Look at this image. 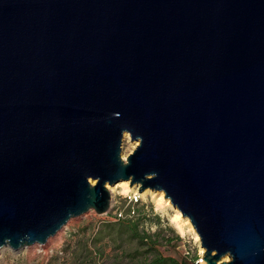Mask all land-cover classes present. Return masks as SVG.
Masks as SVG:
<instances>
[{"label":"water","instance_id":"1","mask_svg":"<svg viewBox=\"0 0 264 264\" xmlns=\"http://www.w3.org/2000/svg\"><path fill=\"white\" fill-rule=\"evenodd\" d=\"M121 181L163 192L206 264H264V0H0V249Z\"/></svg>","mask_w":264,"mask_h":264},{"label":"rangeland","instance_id":"2","mask_svg":"<svg viewBox=\"0 0 264 264\" xmlns=\"http://www.w3.org/2000/svg\"><path fill=\"white\" fill-rule=\"evenodd\" d=\"M139 144V141H133L129 134L124 138L122 144V156L124 159L131 154ZM123 182L117 183L112 190V204L111 211L115 209L127 211H143L146 217L142 220V228L149 233L159 231L163 237H165V245L162 247L167 255H173L179 259H183L186 256L194 257L198 255L199 264L202 263L203 253H201V244L196 242L191 234L182 236L176 229L171 226L170 218L174 213V208H165L158 210L156 203L152 200V196L147 195L142 198L140 195L138 203H132L129 197L136 195L122 193L121 188L118 187ZM139 192V187H138ZM159 193V192H156ZM171 206H173L171 204ZM135 214H132V216ZM110 219V215L98 214L94 210L88 213L72 218L66 226H64L55 236L51 237L46 244H34L31 246L23 247L22 249L15 251L9 247H2L0 249V264H59L63 258H65L70 244L76 238V235L82 230L87 229L88 235H91L93 229L104 225ZM173 230V234L168 231ZM179 236L180 239L174 238Z\"/></svg>","mask_w":264,"mask_h":264},{"label":"trees","instance_id":"3","mask_svg":"<svg viewBox=\"0 0 264 264\" xmlns=\"http://www.w3.org/2000/svg\"><path fill=\"white\" fill-rule=\"evenodd\" d=\"M130 210L126 214H130ZM93 229H82L59 264H199L198 255L179 259L162 251L165 237L142 228L143 211ZM172 234V229H168ZM177 240L179 236H175Z\"/></svg>","mask_w":264,"mask_h":264},{"label":"bare ground","instance_id":"4","mask_svg":"<svg viewBox=\"0 0 264 264\" xmlns=\"http://www.w3.org/2000/svg\"><path fill=\"white\" fill-rule=\"evenodd\" d=\"M118 187L121 188L122 193L125 195H128V194H132L136 196L140 195L142 198H145L147 195L152 196V200L156 203L155 205L158 210L173 207L171 206V201L165 197V194L163 192L156 193L157 191L151 190L150 188L145 189L143 192H138V187L132 186L131 183L129 182H123ZM109 188L111 191L116 189V187L114 186L109 187ZM170 221L172 225L175 227V229L177 230V232L181 234L182 236L191 234L196 242L199 243L201 241L200 236L195 230L194 226L191 224V222L188 219L183 217V215L178 209L174 208V213L171 216ZM201 253H204V249L202 247H201ZM225 259H228V258H225ZM202 263L206 264L205 261H202Z\"/></svg>","mask_w":264,"mask_h":264},{"label":"built area","instance_id":"5","mask_svg":"<svg viewBox=\"0 0 264 264\" xmlns=\"http://www.w3.org/2000/svg\"><path fill=\"white\" fill-rule=\"evenodd\" d=\"M130 201L132 203H138L139 202V197L138 196H134V197H129ZM134 210L132 212H130V214H126V212L124 210H119L118 208L111 211V208L109 210V212L105 213L106 215H110V219L116 221L118 219H122V218H126L128 216H132V214H134ZM111 221V220H108Z\"/></svg>","mask_w":264,"mask_h":264}]
</instances>
